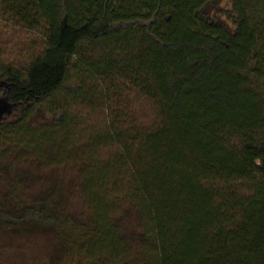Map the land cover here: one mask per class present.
Listing matches in <instances>:
<instances>
[{
	"label": "trees",
	"instance_id": "16d2710c",
	"mask_svg": "<svg viewBox=\"0 0 264 264\" xmlns=\"http://www.w3.org/2000/svg\"><path fill=\"white\" fill-rule=\"evenodd\" d=\"M0 16L41 38L0 62L2 157L36 171L11 173L0 230L47 235L30 264H264V0H0ZM66 167L84 220L42 181Z\"/></svg>",
	"mask_w": 264,
	"mask_h": 264
},
{
	"label": "rangeland",
	"instance_id": "374dc122",
	"mask_svg": "<svg viewBox=\"0 0 264 264\" xmlns=\"http://www.w3.org/2000/svg\"><path fill=\"white\" fill-rule=\"evenodd\" d=\"M41 38L38 34L22 33L16 31H10L0 16V62L11 63L14 65L21 66L25 64L31 56L39 51L41 45ZM74 82V81H73ZM130 96V95H129ZM129 99H132L130 96ZM7 100V99H6ZM147 112V110H146ZM98 115L101 114L100 110L96 112ZM92 114V113H91ZM50 120V116L44 114L37 115L31 126H38L43 123H47ZM6 145H0V197L5 190V185L11 179V173L24 169L23 173L27 174L35 172V169L30 168L25 162H30V159H24V162L20 158L15 161V165L11 166L13 158L16 153H10L7 157L2 154L5 150ZM11 156V158H10ZM8 165L7 169L5 167ZM20 166V167H19ZM27 169V171H25ZM26 172V173H25ZM30 175V174H29ZM32 176H29L30 178ZM37 177V176H36ZM34 178V177H33ZM59 178L62 182V191L64 194V208L69 211L77 220H84L86 212L84 211L83 201L75 187V175L73 169L70 167L64 168L62 171L46 172V176L43 177V182H49ZM42 187L39 182H29L28 186L25 187L26 195H33ZM136 217L128 209H122L115 216V223L124 239L131 244L132 248L135 249L136 239L138 236V230L136 226ZM47 235L41 233H12L0 230V264H30V258L38 257L39 254H45V251L41 249L42 245L48 244ZM41 247V248H40ZM43 250V252H42ZM132 253L131 258L134 256ZM135 257V256H134ZM46 262V261H45Z\"/></svg>",
	"mask_w": 264,
	"mask_h": 264
},
{
	"label": "water",
	"instance_id": "95a60500",
	"mask_svg": "<svg viewBox=\"0 0 264 264\" xmlns=\"http://www.w3.org/2000/svg\"><path fill=\"white\" fill-rule=\"evenodd\" d=\"M12 110V105L6 99L0 100V117L3 114H10Z\"/></svg>",
	"mask_w": 264,
	"mask_h": 264
}]
</instances>
